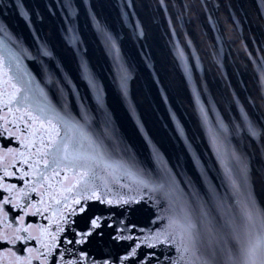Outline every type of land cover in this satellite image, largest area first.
Here are the masks:
<instances>
[{"label": "water", "instance_id": "water-1", "mask_svg": "<svg viewBox=\"0 0 264 264\" xmlns=\"http://www.w3.org/2000/svg\"><path fill=\"white\" fill-rule=\"evenodd\" d=\"M0 118L16 134L0 147L28 156L72 139L96 170L84 192L83 169L37 183L40 156L33 169L8 156L4 182L41 208L24 224L64 230L51 254L0 241V264H237L264 233V0H0ZM93 190L104 202L73 214ZM5 211L11 237L24 213ZM173 220L194 225V250Z\"/></svg>", "mask_w": 264, "mask_h": 264}, {"label": "snow or ice", "instance_id": "snow-or-ice-1", "mask_svg": "<svg viewBox=\"0 0 264 264\" xmlns=\"http://www.w3.org/2000/svg\"><path fill=\"white\" fill-rule=\"evenodd\" d=\"M28 96H22L20 97L16 103H27L28 102ZM32 118V117H30ZM45 119L49 124L52 123L54 119L59 118L57 114L55 113H47L45 109H39V116L35 117L34 119ZM5 119V118H0ZM7 120L5 119V123L3 125H0V136L7 135L10 138H15L16 134L10 132V129L7 127ZM79 131V130H78ZM83 135V133H81ZM27 137L24 139L19 140L22 147H24L26 150L28 148V145L24 143V140H26ZM43 143V141H41ZM50 147L45 146V150L43 152H40L37 150L35 153H28V156H25L24 153L19 152L18 149L15 148H4L0 147V168H3V174L0 175V190L3 192L8 193V195L0 197V223H3V217L7 216V212L5 211L6 205H11L13 208H19L24 215L20 217V220L18 222V226L14 227L12 229V235L9 237L7 233L3 231V229H0V241H5L7 243H16L17 241L27 243L29 240H37L41 242V246L48 249V254H51L56 247V240H57V233L62 232L64 229L57 224L55 232H51L49 230V226L47 225H31V224H24V216H27L29 214L31 215H38L41 214V208L37 207L36 205L32 203L27 204H21L19 202L20 198L27 197L28 193L25 191L24 188H17L15 184H7L5 183L6 177L16 176V172H9L7 168L11 165L6 163V160L8 156H11L12 159H15L17 155L22 157V163H25L28 165L29 169L35 168L40 161H33L32 163H29V159L32 156H40V160L43 161V170L39 171L37 173L39 179L37 180V183H42L45 180L46 173L48 171H51L52 173L58 175L57 169L64 165L65 167L71 166L73 169L79 171L83 169V172L81 173V182L83 184V188L81 191L87 192L88 191V185L91 182V178L95 177V167L89 163V161L92 159L91 155H85L81 149L83 145L81 143L75 142L72 139H64L61 138L58 142L57 141H50L49 142ZM19 171V169L17 170ZM29 175V172H24L23 176L17 177L18 179H24ZM24 183L26 185H30L32 182L29 180L24 179ZM49 187H51L49 185ZM37 189L35 187H32V191H36ZM155 190V189H154ZM95 198L97 200H101L100 196H97L95 191H92V195H84L80 197L78 193V198H75L73 200L74 204L80 205L78 209H72V213L75 214L77 211L84 212L86 209V202L89 199ZM67 199V198H65ZM82 200L84 201L82 203ZM101 202H104L101 200ZM108 203H112V201H107ZM59 203V201L57 202ZM246 219L251 223L254 221V213L250 209L245 210ZM66 222V221H65ZM262 223H264V218H262ZM172 225L174 227H177L181 229L180 235L182 243H185V250H189V248H192L194 250L195 240L193 237L192 229L194 225L192 224H181L177 220L172 221ZM99 227V218L93 219L91 221V230H94ZM35 230L37 233H40L41 235H32V230ZM91 230L87 233L82 234V240L86 239L87 236L91 235ZM26 234V235H22ZM46 235L48 237L47 240H43V236ZM129 239L131 237H128ZM159 238V234L157 236V239ZM82 242V241H81ZM68 243H72V241H68ZM140 245L137 244L135 248L132 249V251L129 253V256H135L136 254V248H138ZM11 252V249H9ZM28 251L31 253L34 251V249H28ZM38 251V250H35ZM39 255H44L43 253H39ZM129 257H124L125 260H127ZM63 259V257H61ZM17 260L19 261V264H31V258L29 257H17ZM237 264H264V233L260 235H256L251 237L246 244L241 249V255L240 259L237 261Z\"/></svg>", "mask_w": 264, "mask_h": 264}]
</instances>
